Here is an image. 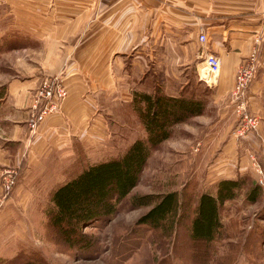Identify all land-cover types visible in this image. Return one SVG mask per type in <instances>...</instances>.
<instances>
[{"label": "rangeland", "instance_id": "obj_1", "mask_svg": "<svg viewBox=\"0 0 264 264\" xmlns=\"http://www.w3.org/2000/svg\"><path fill=\"white\" fill-rule=\"evenodd\" d=\"M89 1L84 9L58 20L72 23L83 16V24H96L97 5L95 0ZM24 4L28 5L20 0H0V93L11 80L36 77L28 89L32 96L43 78L55 76L56 63L40 61V45H23L17 36L13 37L19 31H9L32 23L33 17ZM160 13L155 5L151 35L143 32L132 50L117 56L118 64L107 62V68L115 73L113 84L110 80L106 87H95L93 83L101 79L96 74L98 64L84 62V68L93 75L82 77L86 86L79 95L89 99L88 122L95 116L101 119L105 133L100 139L82 142L75 134L67 143L53 140L43 154L33 158L21 155L14 163L11 157L9 166L0 172V264H264V183L256 182L250 161L227 177L244 175L246 181L235 196L219 206L221 226L212 240L195 242L189 237L198 194L214 193L220 179L212 166L217 152L229 136L235 138L234 145L240 138L232 133L236 120L226 123L227 116H220L219 107L228 101L218 91V72L209 85L200 78L205 73L201 51L209 50L208 41L201 44L195 35L189 38L185 29L180 35L167 32ZM139 14L134 16L133 24L138 23ZM134 91L192 95L203 99L204 108L200 114L173 124L170 135L150 149L136 184L115 212L83 225L84 239L68 244L48 220L51 190L85 165L120 154L135 138L145 137L131 103ZM8 116L16 118V113ZM0 129L1 139L6 132L1 122ZM215 130L219 134L214 138L209 134ZM256 160L264 165V159L262 163ZM6 170H11L14 177L11 188L3 192L1 181ZM251 184L259 186L254 200L246 198ZM170 190L182 200L176 213L168 218L170 225L167 221L153 228L137 222L157 195ZM144 193L152 195L150 204L131 205V196Z\"/></svg>", "mask_w": 264, "mask_h": 264}, {"label": "crops", "instance_id": "obj_2", "mask_svg": "<svg viewBox=\"0 0 264 264\" xmlns=\"http://www.w3.org/2000/svg\"><path fill=\"white\" fill-rule=\"evenodd\" d=\"M20 1L28 4L23 6L32 15V23L18 25L9 31H19L20 34L16 32L13 37L17 36L23 45L37 44L42 47L39 60L56 63L54 75L64 83L66 95L60 102L59 110L46 114L36 129L30 132L27 120L33 109L28 89L34 85L36 77L11 80L5 90L2 88L0 122L6 132L0 139V172L9 166L11 157L14 163L21 155L33 158L43 154L53 140L67 143L76 134L82 142H89L104 135L99 116L88 122L91 108L89 99L79 95L86 86L82 77L93 75L84 68V62L98 64L96 74L101 79L93 83L95 87H106L110 80L113 84L115 73L107 68V62L118 64L117 56L132 50L139 43L138 39L143 32L146 35L152 34L155 5L161 9V24H164L167 32L180 35L185 29L190 38L196 36L199 29L205 31L208 49L219 58L218 91L224 93L228 101L219 108L222 112L220 116H227L226 123L237 118L229 91L234 72L238 64L255 51L256 65L246 90V109L258 116V125L239 137L237 145H234L235 138L229 136L228 142L217 152L215 165L212 166L219 178H227L232 177L234 171H241L248 165L247 155L253 154L260 163L263 162L264 0H95L96 24H83V16L72 23L58 20L84 9L89 5V0ZM138 12H141L139 21L133 24ZM11 113H16V118H10L8 115ZM10 122L11 128L8 127ZM210 133L214 138L219 134L218 130Z\"/></svg>", "mask_w": 264, "mask_h": 264}, {"label": "trees", "instance_id": "obj_3", "mask_svg": "<svg viewBox=\"0 0 264 264\" xmlns=\"http://www.w3.org/2000/svg\"><path fill=\"white\" fill-rule=\"evenodd\" d=\"M131 103L145 131L144 138H135L115 156L85 165L77 173L57 184L50 193L52 207L47 210L50 224L68 244L83 240V225L105 218L115 212L120 200L136 184L151 148L167 138L172 125L189 116L200 114L202 98L184 94L168 95L158 91L132 92ZM14 177V176H13ZM245 176L220 178L214 193L201 192L196 198L189 224V237L195 242L208 243L220 228L218 208L245 184ZM258 184H251L246 198L254 200ZM151 194L133 195L131 205H148ZM182 200L175 190L157 195L149 208L137 218L153 228L165 225L176 213Z\"/></svg>", "mask_w": 264, "mask_h": 264}, {"label": "built area", "instance_id": "obj_4", "mask_svg": "<svg viewBox=\"0 0 264 264\" xmlns=\"http://www.w3.org/2000/svg\"><path fill=\"white\" fill-rule=\"evenodd\" d=\"M196 39L203 44L207 37L204 30L199 29L196 34ZM203 67L205 73L200 76L202 80L209 85L211 78L219 70V58L210 50L201 51ZM256 65L255 51L249 53L245 60L239 63L233 78V84L230 91V96L234 101L235 113L237 115L236 123L232 133L235 137L244 136L249 130L255 129L258 125V116L246 109V90L250 79L252 78ZM66 87L58 76L43 78L38 86L34 88L32 94L33 111L30 113L27 120V127L30 132H33L38 123L43 120L46 114L58 111L60 108V101L65 96ZM251 167L257 174L256 182L260 185L264 183V165L258 163L254 155L249 156ZM7 172V170H6ZM13 183V176L11 170L2 176L1 186L3 192L11 188Z\"/></svg>", "mask_w": 264, "mask_h": 264}]
</instances>
